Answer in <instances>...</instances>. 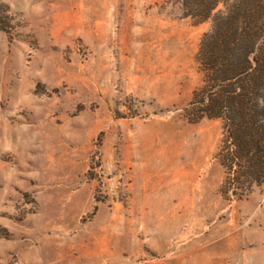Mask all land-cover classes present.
<instances>
[{
    "label": "rangeland",
    "instance_id": "374dc122",
    "mask_svg": "<svg viewBox=\"0 0 264 264\" xmlns=\"http://www.w3.org/2000/svg\"><path fill=\"white\" fill-rule=\"evenodd\" d=\"M210 26L182 0H0V264H264V146L236 161L198 118Z\"/></svg>",
    "mask_w": 264,
    "mask_h": 264
},
{
    "label": "trees",
    "instance_id": "16d2710c",
    "mask_svg": "<svg viewBox=\"0 0 264 264\" xmlns=\"http://www.w3.org/2000/svg\"><path fill=\"white\" fill-rule=\"evenodd\" d=\"M182 8L185 18L211 22L197 58L204 74L198 118L223 120L238 161L245 135L264 146V0H182Z\"/></svg>",
    "mask_w": 264,
    "mask_h": 264
}]
</instances>
